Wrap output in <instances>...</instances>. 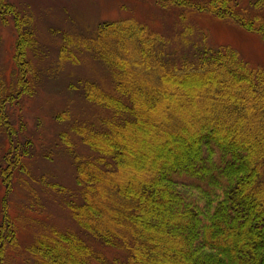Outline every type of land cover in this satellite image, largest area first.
Wrapping results in <instances>:
<instances>
[{"label":"trees","instance_id":"obj_1","mask_svg":"<svg viewBox=\"0 0 264 264\" xmlns=\"http://www.w3.org/2000/svg\"><path fill=\"white\" fill-rule=\"evenodd\" d=\"M248 1L250 8L237 0H105L120 12L125 3L127 16L100 19L91 36L48 24L49 12L30 0H0L4 24L16 30L13 46L0 35V56H6L0 65L17 68L11 79L0 70V264H91L101 258L95 256L96 245L117 250L115 264H264V70L248 67L234 49H210L192 40L194 32L183 27L181 13L232 22L264 41V0ZM31 4L41 19L33 16ZM139 6L142 13L133 17ZM87 55L103 69L106 90L100 86L105 77L83 82L88 78L79 76L65 89L46 85L81 66ZM173 88L179 92H170ZM159 95L164 99L157 105ZM80 99L84 106L76 104ZM91 110L108 117L80 120L78 114ZM143 111L158 113V125L168 127L172 139L161 133L155 140L160 158L174 161L154 168L153 159L137 153L139 172L129 178L127 156L109 134L125 136L122 127L130 132L133 126L143 127L145 134ZM100 128L105 132L96 134ZM28 136L40 140L20 139ZM176 141L185 152L182 163L166 153L168 147L181 148ZM184 141H191L190 150L195 141L202 145L189 153ZM77 144L91 154L74 159L81 190L73 196L54 182V171L61 157L73 160ZM191 156L199 169L204 160L200 173ZM102 169L116 176L114 182ZM29 193L44 203L54 195L72 200L64 214L70 230L44 227L30 246L29 240L18 241L17 222L10 215L20 227L26 219L53 223L55 205L30 203ZM92 193L98 203L111 202L109 193L117 199L115 209L108 215L88 202ZM75 199L82 203L74 205ZM55 240L65 245H52Z\"/></svg>","mask_w":264,"mask_h":264},{"label":"rangeland","instance_id":"obj_2","mask_svg":"<svg viewBox=\"0 0 264 264\" xmlns=\"http://www.w3.org/2000/svg\"><path fill=\"white\" fill-rule=\"evenodd\" d=\"M30 1L34 5L44 8L45 10L49 12V19L46 20L45 22H47L48 24L56 23L55 24L56 27L65 26L66 28H68V31H73L74 29L73 33L75 34L85 33V34H90L91 36H93L96 32V25L100 23V19H104V18L119 19V18L127 16V8H126L125 3L123 4V7H122L123 11L120 12L116 9L111 8L109 4L104 3L105 0H100L99 2L97 0H30ZM237 1L241 3L240 6L242 8H250L248 0H237ZM30 6H31V12L33 16L35 15L36 17H39L41 19L36 8L32 4ZM0 10H1V7H0ZM142 11L143 10L139 6V8L137 9V12L133 15V17L137 18L138 16H140ZM0 12H2V10ZM144 13L146 14L145 19H149L150 14H148L147 12H143V14ZM181 13L185 19V21L183 22V27L184 28L190 27L192 31L194 32L192 36L193 38L192 40L202 42L201 44L207 45V47L210 49H225V48L234 49L236 50V52H238V58H241L246 63V65H248V67H250L251 69H263L264 70V41L260 37H258L255 34L247 32L246 30H244L240 26L233 24L232 22H229V21L225 22V21L217 20L206 14L199 15L198 12L190 11V10L182 11ZM262 14L264 16V13ZM3 17L5 16L0 14V35L3 38L4 42L9 43V46H13L16 40L15 27L14 25H11V26H8V24L5 25L4 20H2ZM35 27H36L37 34H39L37 31L38 27H37L36 19H35ZM41 27L42 29L47 30L46 26L44 27L41 26ZM47 41H48L47 44L49 45V47L51 49H54L55 44L51 40H47ZM40 45H41V48L45 51L43 52V56H46L45 53L47 51L44 48L43 43L41 42ZM179 47L180 46H178V48ZM170 48H171V45H170ZM78 50H81V48H78ZM2 57H6V56L2 53ZM137 57L139 56H137L136 54L135 58ZM16 69L17 68L13 66L10 67L6 65L4 66L0 65V70L3 72L5 71L9 79H11L14 76V74L16 73ZM102 71L103 69L101 68L100 64L91 55L90 56L87 55L86 58L84 57V62L81 66L79 67L73 66V68H70L68 69V71L63 72L64 74L60 73L61 74L60 76L59 75L55 76V79L53 81L47 82L45 80V82L49 83V84H46L48 86L55 85V86H58L59 88L65 89L67 88L66 84L68 82L73 84V82L71 81H76L83 77L88 78L86 80H83V82L90 81L91 78L92 79H95V78L105 79L106 78L103 81V83L100 82L101 88L106 90L105 87L108 84V79L104 75V73H102ZM53 74L55 73L53 72ZM70 74L73 75V80L67 79V77H69ZM90 75H93V77H89ZM79 76H83V77L79 78ZM132 83L136 84L137 81L132 80ZM170 92L177 93L179 91L173 88L171 89ZM40 96L41 98L46 100L43 94L40 93ZM57 97H60V96H57ZM179 98L184 104H186L185 102L187 100L183 101L182 95H179ZM62 99L63 101H66L65 98H62ZM163 99L164 97L162 95H159V99L156 101L157 105L159 103H162ZM179 103L181 104L180 101ZM76 104L79 106H84L83 103L81 102V99L77 101ZM73 109L77 113V109L75 105L73 106ZM158 111L160 114L161 110L158 109ZM91 112L87 111L83 113V116H80L79 114L78 116L81 117L80 120H83V121L84 119L86 121H91V120H97V118L99 117H108L105 112L92 111V110ZM17 113L19 114V111H17ZM157 114L158 113H154L150 111H145L144 113H141L140 120L145 122V123L141 122V124H143L144 127L146 128V131H144L145 134H141V131L143 130H140V129L141 128L143 129V127H135V126H133L134 130L130 132H127V130H125V128L122 127L123 128L122 130L125 136H117L116 133L109 134L113 136V139H111L112 144L117 145L115 147L119 148L120 150L119 153H123L125 154V156H127V159L130 163L129 166H131L127 169V172H126L129 178H132L133 175L139 172V167H137L134 164V163L138 164L137 163L138 158L136 155L137 153H140L141 157L145 159H149V160L153 159L151 163L153 164L154 168L157 167L159 163L165 162L170 165L171 162L174 161V159L170 161L168 156H167L168 158H160L159 153L157 151V148L160 147V143L156 142L155 140V136H157V134L160 135L162 133L163 137L167 138L168 140L172 139L171 137L169 138L170 135L166 132L167 130H169L168 127H166L164 124H161L160 126L158 125V122L159 121L161 122V120L160 119L157 120L155 118V116L157 117ZM150 115L153 116L154 118H152ZM14 118H15V112H14ZM114 127L115 126H113V128ZM97 131H96L97 132L96 134H100V133L105 132V129L100 128ZM20 139L21 140H24V139L33 140L34 139L36 142H39L40 140L39 137H31V136L24 137V138L21 137ZM188 142L191 144V141H184V144L185 146L187 145L188 149L185 148V146H183V148H185V151L189 150V153L190 151L191 152L199 151L200 145H202L200 144L201 141H195L194 149L190 150L189 149L190 147H188L190 146V144L188 145ZM106 143L107 141L105 142L101 140V144H100L101 147L104 149H107L109 145ZM179 143H180L179 141H176L175 144H179ZM39 145L40 143H38L37 146L39 147ZM210 145L211 143L207 142L205 146L207 147V149H209L211 147ZM179 147L181 148L175 149V147H171V148L168 147V150H166L167 151L166 153H168L167 155L174 157L176 160L182 163L184 161L182 156L185 154V152L182 154V144L181 143L179 144ZM80 148H83L85 152H82ZM35 150L37 152L38 149H35ZM150 153L152 154V156L149 158ZM90 154L91 153L87 149H85L82 145L77 144V148L73 150V160L70 159V162H69V160H66L64 157L60 158L59 165L57 166V169L54 171L55 177H56L54 182L63 185L67 189L68 192L73 193V196H79L81 187H79L77 183V173H76V166H75L78 161L74 162V159H77L76 157L88 158ZM193 157L194 156H191L190 158L192 159V162L194 163V165H196L197 167V163L195 164V160L193 161L194 159ZM191 159H188V160H191ZM27 161L28 160L26 159L25 162L27 163ZM44 161H46L45 158H44ZM154 162H157V164H154ZM199 162L203 165H201L202 169H199V167H197L198 173H200V171L205 169L204 160L202 159ZM186 167L187 166H184L183 169H186ZM92 170L93 172H96L94 168ZM180 171H183V170H180ZM39 174L40 173H38V175ZM103 174L104 176H106V178H110L109 180L110 182H114L116 176L112 178L113 175H110L108 177V175H106L105 170L103 171ZM126 179L127 178L125 177L124 178L125 186L129 183V181ZM143 180L144 178H142L141 181ZM137 183L140 184V182H137ZM45 191H48V190L45 189ZM2 193L3 191L0 192V195H2ZM15 195L17 197H20L18 193H16ZM49 195L51 194L49 193ZM97 196H98L97 194L92 193L91 199H89L88 202H91L92 204L96 206H100L102 209L106 210V212L109 215L110 214L109 211L115 209L113 206L116 204L117 199L111 198V195L109 198V193H108L106 197L110 199L111 202L105 203V202H100L101 201L100 200L98 203L97 201L99 198ZM26 199H28L30 203H36L37 201H41L43 206H46L47 204L55 205L54 207L50 209V211L54 213L55 215L52 214L51 212L50 213L53 217L52 222L56 223L57 225L51 223L50 221H45L46 220L45 218H41L37 220L26 219L24 220L23 225L21 224V227H20L17 217L15 215H10V216H13V218H15L17 222L16 225L18 228V241H20V239L29 240V243L27 245L30 246L35 241L34 239H35V236L39 233V229L40 228L44 229V227L57 228L58 226L62 229H68V231L70 230L69 229L70 222L67 221L64 216V214L69 213L66 207V204L72 201L68 197L63 198L58 195L48 196L45 199L46 203H44L41 199L37 198L34 193H29L28 198ZM81 203H82V200L80 199L74 200V205H79ZM59 205H61L63 209ZM10 213L12 214L13 211L10 210ZM73 230H77V224L74 222H73ZM87 243L91 244L89 241H87ZM51 244L52 245H56V244L65 245L63 242H59L57 240H55L54 242H51ZM28 246L24 247L25 252H26V247ZM90 246L95 247V245H90ZM109 247L110 248H105L104 250H101V246L96 245L95 249L97 253L95 256L101 257V258L99 261L96 259H93L91 261V264H107V261H110L111 264H115L113 263L112 260H114L118 255H120V253L117 250L111 248V246ZM19 251L20 249L16 250L17 253ZM14 258H19V257L16 256ZM79 259L81 260L80 257ZM4 264H8L7 261L4 262ZM10 264H11V260H10Z\"/></svg>","mask_w":264,"mask_h":264}]
</instances>
